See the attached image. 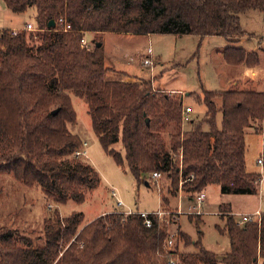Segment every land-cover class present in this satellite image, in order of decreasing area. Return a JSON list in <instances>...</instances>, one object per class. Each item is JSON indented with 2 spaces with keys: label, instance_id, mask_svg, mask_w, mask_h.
<instances>
[{
  "label": "trees",
  "instance_id": "trees-1",
  "mask_svg": "<svg viewBox=\"0 0 264 264\" xmlns=\"http://www.w3.org/2000/svg\"><path fill=\"white\" fill-rule=\"evenodd\" d=\"M2 2L14 14L31 13L35 30L17 35L10 28L0 30V173L37 184L57 205L83 202L87 191L100 185L98 170L73 156L81 147L68 127L77 120L74 93L88 103L103 147L119 164L127 163L138 182L149 184L148 178L160 172L171 181L173 196L179 182L191 196L212 184L222 194L259 192L260 173L247 169L246 128L263 134L264 160V87L248 81L240 88L205 90L199 99L206 107L204 120L192 118L190 128L181 131L186 94L154 90L150 79H108L114 69L103 42L95 39L87 51L79 38L84 33H168L192 34L201 43L219 36L227 42L220 51L223 61L255 68L262 56L238 45L249 35L241 16L264 11V0ZM61 19L72 30L64 31ZM51 20L55 26H49ZM119 142L120 150L115 147ZM162 195L167 210L168 197ZM232 211L220 205L226 221L218 228L231 245L223 256L206 249L201 238L192 242L185 232L180 237L195 250L167 251L166 223L154 213L151 226L137 213L115 212L84 226L83 212L74 211L45 219L43 245L18 228L0 227V264H259L264 260V214L260 222L240 223Z\"/></svg>",
  "mask_w": 264,
  "mask_h": 264
},
{
  "label": "rangeland",
  "instance_id": "rangeland-1",
  "mask_svg": "<svg viewBox=\"0 0 264 264\" xmlns=\"http://www.w3.org/2000/svg\"><path fill=\"white\" fill-rule=\"evenodd\" d=\"M0 19V28L17 26L10 28L23 30V23L31 19V13L14 14L0 0ZM241 23L250 36H245V40L238 45L247 50L250 49L249 51L255 48V52H252L262 56L261 66L264 70L262 54L264 11H248L241 16ZM82 36H86L91 43L95 39L103 42L107 63L114 69L109 72L108 79L133 82L150 79L154 90L171 92L174 96L187 94L184 105L192 106V117L196 121L205 118L206 107L199 104V99L205 90L240 88L244 87L248 81L253 82L251 85L256 88L264 87L263 70L256 74L254 79L249 73L237 76L240 70L239 65H229L228 68L224 65L225 68L220 71L219 57L216 53L217 48L224 45L225 39L219 36H207L201 43L200 39L192 34L176 36L155 33L147 36L146 34L105 33L97 36L84 33ZM150 49L153 53V65L147 67L143 64V60ZM220 58L223 62V58ZM244 69L246 70V67ZM224 72L234 77L230 85L231 77H223ZM71 98L77 112V120L68 127L81 139L79 150H84V142L88 143L85 148L87 155L81 158L89 161L98 170L101 177L100 185L87 191L83 202L69 200L57 205L37 184H25L12 173H0V227L18 228L23 234L35 239L37 245H43L45 242L44 221L56 212L62 216H68L74 211L83 212L82 225L86 226L98 217L131 209L134 212L158 214L166 223L169 237L176 236L172 248L167 242L165 243L167 251L185 253L195 250L193 244L186 245L185 240L180 237L179 232H185L192 242L201 238L206 249L223 256L230 251L231 245L228 235L218 228V226L222 227L226 221L220 214V205L232 204L230 207L233 213H251L260 209L262 215L264 214V164L259 163V158L263 156V134L256 132L253 127L246 128V164L250 172L260 173L262 180L259 184V192L256 195L222 194L219 186L212 184L204 189L206 201L198 208L196 195L191 196V193L185 192L181 182L178 184L177 196L172 195L171 181L163 175L159 179L151 176L148 178L149 184L145 180L138 182L127 163L119 164L101 144L92 125L88 103L74 93H71ZM189 128L190 125L182 121L181 131ZM122 146L121 142L115 145L119 150ZM112 191L116 194L113 195ZM162 194L168 197L167 210H164ZM119 199L122 200L123 207L117 206ZM233 217L237 221L241 218L239 215H233ZM171 261L172 264L175 263L174 260ZM259 264H264V260L260 259Z\"/></svg>",
  "mask_w": 264,
  "mask_h": 264
},
{
  "label": "built area",
  "instance_id": "built-area-1",
  "mask_svg": "<svg viewBox=\"0 0 264 264\" xmlns=\"http://www.w3.org/2000/svg\"><path fill=\"white\" fill-rule=\"evenodd\" d=\"M60 25H62L63 29L66 30V31H69V30H72V27L69 23H67L66 21H64V19H61L60 20ZM23 28L27 31H34L35 30V26L33 24V22H28L26 23ZM3 29V28H0V30ZM22 29H18V28H11V32L12 34L14 35H17ZM79 43L82 47L86 48L87 50H91V48L94 47V43L90 42L89 39L86 37V36H82L81 38H79ZM152 50H148L147 51V55H145L144 57V60H143V64L145 66H151L153 65V58H152ZM192 107L191 106H185L183 108V123L186 124L188 123L192 117H191V112H192ZM88 143L87 142H84L83 143V147H84V150H77L75 152V155L76 157H81V156H86L87 155V152L85 150V148L87 147ZM259 163L261 164H264V160H263V157L261 156L259 158ZM152 177L154 179H159L160 177H162V174L160 172H154ZM112 194L115 195V191H112ZM196 200H197V207L200 208L201 205L206 201V193L205 191H201L200 193H198L196 195ZM118 207H123V202L121 199H119V202H118ZM200 212V211H198ZM122 213H124L125 215H131V214H134V213H137L139 214L145 221V224L147 226H151L152 222H151V219H150V213L148 212H134L133 210L131 209H126L124 210ZM155 214V213H154ZM161 214V213H160ZM158 217L159 215L156 214ZM233 215H239L241 216L239 222L240 223H245V222H249V221H253V220H257V221H261V218L260 216L262 215V212L260 211V209H257L256 211L254 212H251V213H248V212H245V213H233ZM256 216H258V218L256 219ZM160 218V217H159ZM176 241V236H170L167 240V244L172 248V246H174V242ZM174 263V262H173Z\"/></svg>",
  "mask_w": 264,
  "mask_h": 264
},
{
  "label": "crops",
  "instance_id": "crops-1",
  "mask_svg": "<svg viewBox=\"0 0 264 264\" xmlns=\"http://www.w3.org/2000/svg\"><path fill=\"white\" fill-rule=\"evenodd\" d=\"M0 22H1V19H0ZM28 22H32V20H27L26 22H24L23 23V26L26 24V23H28ZM1 27V26H0ZM10 27H17V26H6V27H4V28H10ZM11 29V28H10ZM153 35V34H152ZM148 36H151V34L150 35H148ZM245 40V38H243L240 42H242V41H244ZM94 43V42H93ZM226 44H227V42L225 41V43H224V45H221L219 48H217V53H216V56H218L219 57V59H218V65L220 66L219 68H220V71H222L223 70V68H225V66L228 68V64L225 62V61H221V58L220 57H222V55H221V53H220V51H222L223 50V48L226 46ZM259 46V45H258ZM257 46V47H258ZM250 50V49H249ZM251 51H253V52H255V48L253 49V50H251ZM162 63V62H161ZM225 65V66H224ZM262 65V64H261ZM258 66V67H255V68H250V67H248L247 65H245V64H242V65H239L238 66V68L240 69V70H238L239 72L237 73V76H240V75H242V76H244V75H246V74H251V78L252 79H254V76H256V74H258V73H260L262 70H263V68H262V66ZM243 66H244V68L246 67V70L243 68ZM264 71V70H263ZM225 73V72H224ZM223 75V74H222ZM223 77H225V78H229V77H231L230 79H231V81H230V83H229V85L233 82V80H234V77L233 76H229V75H227L226 73L223 75ZM250 77V76H249ZM235 83V82H234ZM224 90H227V89H224ZM187 95V94H186ZM187 106H189V105H187ZM192 107V106H191ZM193 109V108H192ZM192 112H193V110H192ZM192 112H191V117H192ZM193 118V117H192ZM226 204V203H225ZM230 205V204H229ZM231 207H232V204L230 205ZM256 211V210H255ZM245 213V212H244Z\"/></svg>",
  "mask_w": 264,
  "mask_h": 264
},
{
  "label": "water",
  "instance_id": "water-1",
  "mask_svg": "<svg viewBox=\"0 0 264 264\" xmlns=\"http://www.w3.org/2000/svg\"><path fill=\"white\" fill-rule=\"evenodd\" d=\"M49 26H50V27L55 26V21H54V20H51L50 23H49ZM101 44H102V43L99 42V43H97V46H101ZM57 112H58V109H55V110L53 111V114H56ZM147 184H148V182H147Z\"/></svg>",
  "mask_w": 264,
  "mask_h": 264
}]
</instances>
